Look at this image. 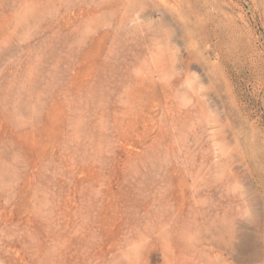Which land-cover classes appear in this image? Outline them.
Masks as SVG:
<instances>
[{
    "label": "rangeland",
    "instance_id": "obj_1",
    "mask_svg": "<svg viewBox=\"0 0 264 264\" xmlns=\"http://www.w3.org/2000/svg\"><path fill=\"white\" fill-rule=\"evenodd\" d=\"M0 264H264V0H0Z\"/></svg>",
    "mask_w": 264,
    "mask_h": 264
},
{
    "label": "bare ground",
    "instance_id": "obj_2",
    "mask_svg": "<svg viewBox=\"0 0 264 264\" xmlns=\"http://www.w3.org/2000/svg\"><path fill=\"white\" fill-rule=\"evenodd\" d=\"M226 227H227V226H226ZM226 227H225V228H226ZM227 231H228V230H227ZM228 232H229V231H228ZM228 234H229V233H228ZM229 241H230V240H229Z\"/></svg>",
    "mask_w": 264,
    "mask_h": 264
}]
</instances>
